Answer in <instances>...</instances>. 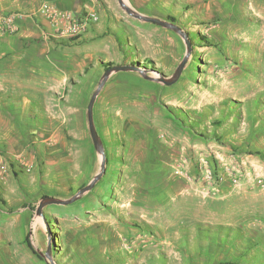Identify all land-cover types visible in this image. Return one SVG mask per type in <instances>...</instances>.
<instances>
[{
	"label": "rangeland",
	"instance_id": "obj_1",
	"mask_svg": "<svg viewBox=\"0 0 264 264\" xmlns=\"http://www.w3.org/2000/svg\"><path fill=\"white\" fill-rule=\"evenodd\" d=\"M100 1L93 36L46 33L60 76L47 67L53 79L29 84L35 91L0 92V264H50L49 231L58 264H264V0H126L180 25L193 51L171 85L109 76L94 104L106 172L75 202L36 213L100 168L87 105L104 63L171 77L186 51L178 32ZM27 14L0 0V37L18 36ZM11 17L16 31H2Z\"/></svg>",
	"mask_w": 264,
	"mask_h": 264
},
{
	"label": "crops",
	"instance_id": "obj_2",
	"mask_svg": "<svg viewBox=\"0 0 264 264\" xmlns=\"http://www.w3.org/2000/svg\"><path fill=\"white\" fill-rule=\"evenodd\" d=\"M45 0H18L19 4L26 8L29 12L27 17L22 20H17V24L20 26V38L18 36H8L0 37V42L5 45V49L9 48L10 51H3L0 53V60H9L11 62H6V68H0V92L12 91V90H36V88H29V84L46 83L48 80L53 79L54 73L49 70H58V75L60 76L59 68V55L53 53L54 43L53 40L47 39L46 33H49L51 27L48 21L43 16H37L35 12L38 10V5H40ZM57 2L59 5L69 8L75 12H85L100 11V0H51ZM34 11V13H33ZM103 13V12H102ZM102 26L100 22H94L90 25L87 30L88 36H93V32L98 30ZM85 34V33H84ZM105 41L98 42L97 48H99L100 55L103 54L108 56V47L103 45ZM45 45V50L42 45ZM40 47L42 51H37ZM89 50L92 48L89 46ZM90 54V53H89ZM98 54V53H96ZM92 55V54H91ZM68 62V61H67ZM48 63V64H47ZM65 66H63L64 68ZM46 68V70H45ZM69 68V67H68ZM69 71V70H68ZM49 77L47 80H44ZM66 77V75H65ZM39 80V81H38ZM59 83L56 85V87ZM49 90H55V83L51 82L48 84ZM41 91V89H39ZM160 162V161H159ZM159 164V163H158ZM156 166V165H155Z\"/></svg>",
	"mask_w": 264,
	"mask_h": 264
},
{
	"label": "water",
	"instance_id": "obj_3",
	"mask_svg": "<svg viewBox=\"0 0 264 264\" xmlns=\"http://www.w3.org/2000/svg\"><path fill=\"white\" fill-rule=\"evenodd\" d=\"M118 1H119V4L131 16H133L139 20L146 21V22H152V23L158 24L160 26H163L165 28L172 29V30L178 32L181 35V37L184 39V42L186 44L185 54H184L183 58L181 59V61L179 62V64L177 65L175 73L171 77L165 76L163 73L159 72L158 70H156V71L151 70L157 74L155 76L147 75L146 70H144L138 66L132 65V64L114 63L104 70L102 77H101L98 85L94 89V91H93V93L89 99L88 105H87L88 127H89L90 136H91L93 145H94L96 151L98 152V154L100 155V158H101L100 168L97 171V173L92 177V179L88 182V184L81 187L76 193H74L69 198L64 199V198H59V197H55V196L43 197L40 200V202L37 206V209H36V213L38 215L42 216L43 218H45V215H44V207L45 206H47L49 204L65 205V204H70L72 202H75L83 194H85L86 192L93 189V187L96 185V183L99 181V179L106 172L107 155H106V151H105V146L103 144L101 137L99 136V133H98L96 125H95L94 104H95V101H96L99 93L101 92L102 88L106 84L109 76L113 72H139V73H142L144 75V77H146L148 79L159 81V82L166 84V85H171V84L175 83L178 80V78L180 77V75L182 74V71L185 68V66L189 60V57L193 51V45H192L191 39L189 38L188 32L185 31L180 25H178L172 21L162 19V18L157 17V16H151V15H146V14L140 13L137 10H135L130 4H128V2L126 0H118ZM44 255L50 264H58L52 255V238H51L50 231H49V235H48L47 250H46Z\"/></svg>",
	"mask_w": 264,
	"mask_h": 264
},
{
	"label": "built area",
	"instance_id": "obj_4",
	"mask_svg": "<svg viewBox=\"0 0 264 264\" xmlns=\"http://www.w3.org/2000/svg\"><path fill=\"white\" fill-rule=\"evenodd\" d=\"M39 11L48 21L52 36L58 39L83 35L87 32L90 25L98 20L96 11L75 12L50 0L44 1ZM16 29L17 27L11 17L6 20L2 31L14 32Z\"/></svg>",
	"mask_w": 264,
	"mask_h": 264
},
{
	"label": "bare ground",
	"instance_id": "obj_5",
	"mask_svg": "<svg viewBox=\"0 0 264 264\" xmlns=\"http://www.w3.org/2000/svg\"><path fill=\"white\" fill-rule=\"evenodd\" d=\"M167 160H170L169 158L167 159ZM174 163V162H173ZM174 165V164H173ZM176 166V165H175ZM170 170V169H169ZM148 172H150V173H154V175H155V177L156 176H160L161 174H162V171H160V169L158 168V169H154V168H152V170H149ZM164 172V171H163ZM166 172V171H165ZM176 172L177 173H179L180 172V170H176ZM182 172V171H181ZM167 173V172H166ZM169 173V172H168ZM184 173V172H183ZM149 175V174H148ZM177 175V174H176ZM166 176V175H165ZM149 177V176H148ZM162 177V176H161ZM165 178V177H164ZM159 182V181H158ZM151 184V183H150ZM148 186H150L149 184H147ZM152 185V184H151ZM155 185V184H154ZM143 186V185H142ZM149 188V187H148ZM147 190H150V188L149 189H147ZM130 191V190H129ZM159 190H157L156 192H158ZM128 192V191H127ZM133 192V191H132ZM129 194V193H128ZM164 202V201H163ZM127 208V207H126ZM117 210V209H116ZM110 220H112V219H110ZM107 222V221H106ZM119 236V235H118Z\"/></svg>",
	"mask_w": 264,
	"mask_h": 264
},
{
	"label": "trees",
	"instance_id": "obj_6",
	"mask_svg": "<svg viewBox=\"0 0 264 264\" xmlns=\"http://www.w3.org/2000/svg\"><path fill=\"white\" fill-rule=\"evenodd\" d=\"M169 18L173 20L172 17H169ZM112 64H113L112 62H106V63H104V67H105V68H108V67L111 66ZM157 162H158V161H156V164H157ZM107 163H108V159H107ZM156 164H154L153 166H155ZM26 241H27L28 245L30 246V248H32V245H31V243H30V241H29L28 236L26 237ZM32 250H33V249H32ZM33 251H34V250H33Z\"/></svg>",
	"mask_w": 264,
	"mask_h": 264
}]
</instances>
